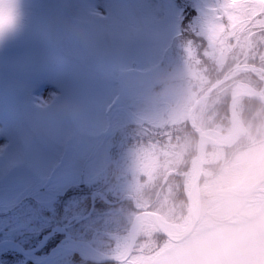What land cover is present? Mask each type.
I'll return each mask as SVG.
<instances>
[{"label": "rangeland", "instance_id": "rangeland-1", "mask_svg": "<svg viewBox=\"0 0 264 264\" xmlns=\"http://www.w3.org/2000/svg\"><path fill=\"white\" fill-rule=\"evenodd\" d=\"M14 3L16 25L0 41V190L8 189L4 194L10 196L11 190L21 193L19 186L37 181L35 186L39 190L58 194L79 180L80 168L88 174L104 143L113 144V162L115 168L121 169L116 178L124 180L130 176L127 165L132 154L143 146L134 142L136 135L127 133L123 123L133 130L142 125L151 94L178 71L189 78L201 74V69H195L193 64L196 47L183 38L187 31L181 26L186 17L183 10H192L190 20L200 25L207 38L221 0H14ZM233 49L234 46L221 53L215 49L210 54L221 61ZM235 68L255 73L264 80V70L260 68L239 65ZM121 149L125 150L123 154H119ZM111 174V169L106 168L85 181L90 186L96 181L105 185ZM119 181L114 190L124 195L129 185ZM72 190L77 192L80 188ZM110 192L114 193L112 188ZM68 197L62 202L63 218L76 224L86 220L77 227V235L92 231L97 218L91 221L87 218L95 201L112 204L101 190L95 189L91 194L92 207L86 213L85 208L76 207L87 196ZM57 199L47 204L26 202L16 210L0 213V238H4L0 241L12 240L26 248L25 243L29 246L26 249L42 245L33 256L35 262L56 245H73L62 242L66 233L77 239L69 233L71 225H54L59 214ZM35 220L43 223V227L47 224L58 229L48 236L52 228L37 243L36 234L23 235L22 243L16 241L17 234L28 230ZM32 229L33 226L28 231ZM123 229L119 228L117 234L109 232L105 238H99L93 229L91 241L79 240L94 247L92 242H96L103 249L109 246L108 252L95 248L111 255ZM53 237L60 238L48 248ZM87 253L88 250L81 255L54 254L44 264H71L75 255L88 262L108 263ZM12 254L18 253L10 247L0 248V264H34L21 254L18 263H11L8 255Z\"/></svg>", "mask_w": 264, "mask_h": 264}, {"label": "clouds", "instance_id": "clouds-1", "mask_svg": "<svg viewBox=\"0 0 264 264\" xmlns=\"http://www.w3.org/2000/svg\"><path fill=\"white\" fill-rule=\"evenodd\" d=\"M16 22L14 0H0V41ZM233 60L178 71L151 94L147 142L127 165L119 264L128 250L146 264H264V80Z\"/></svg>", "mask_w": 264, "mask_h": 264}, {"label": "trees", "instance_id": "trees-1", "mask_svg": "<svg viewBox=\"0 0 264 264\" xmlns=\"http://www.w3.org/2000/svg\"><path fill=\"white\" fill-rule=\"evenodd\" d=\"M186 17L184 18L183 21H181V26L182 29L187 30L183 33V38L186 43H190L192 46H195V50L197 52L196 57L194 58V68L195 69H201V73L207 74L209 71V64L212 62H219V58L214 57L210 54V51L215 50L213 49H207V38L202 34V30L199 28L200 25L197 24L196 22H193L190 20V17L192 16V10L186 8L183 10ZM227 23V21H225ZM249 38H251L252 42H249ZM203 51L205 53H203ZM201 53V54H200ZM217 53H221V51L217 50ZM264 43H259V37L249 34L248 38L246 37L242 39L241 43H236L234 44V49L231 51H227L225 53V58L224 60H227L229 58H234L233 60V65L234 67L239 65V66H253L256 68H260L264 70ZM122 127H125V130L127 133H132V135H136L133 137V140L136 144H140L144 147V145L147 142L148 139V126L146 123L140 124L136 130H133L132 128H129V125L126 123H123ZM123 130V129H122ZM116 140V139H114ZM116 141H114V144ZM113 144H103V147L99 151V154L94 162V165L92 166V169L89 170L86 174L83 169L78 170V175H79V180L76 181L73 184H70L67 188L62 190L60 193H55L53 192L52 194H47L48 190L41 189L39 190L37 188L38 185L37 181H35L33 184H23L20 187L21 193L16 191L11 190V195L7 196L4 194V192H8V189H1L0 190V213L5 214L8 212H11L13 210L18 209L20 206H23L26 202H30L33 204H47L51 203L52 201H55L56 198H58V218L56 222H54L55 226H63L70 224L69 233L75 236L77 239L84 238L87 241L92 240V233L93 229L94 231H97L99 234V238H105V235L109 232L112 233H119L120 230L119 228H124L126 227V216L125 213L129 210V206L127 203V200L125 199V194L120 195L119 193H116L114 190V187L116 185V182L118 177V173H120V168H115V164L113 162ZM125 152L124 149H121L119 154H123ZM83 164V162L81 163ZM82 166V165H81ZM106 168H110L112 171V174L110 176V181L108 184L103 185L102 181H96L94 184L91 186L88 184L86 179H91L94 178L96 175L101 174L103 170ZM118 169V170H117ZM87 175V176H86ZM128 185L130 182V176L127 175L126 178L124 177V180ZM78 186L80 188V191H73L72 189L74 187ZM95 187L96 190H101L105 197L112 202V204H107V202L103 200L95 201L93 210L91 212V215L87 218V220L91 221L94 220L93 224V229L92 231H87L85 233L82 232L79 235H77V230L80 226V224H84L86 220L80 221L78 224H76V221L69 222V220H66L63 218V200L66 199L68 196H75L78 199L82 196H87L86 199L80 201V203L77 205L76 209L80 208H85L86 213L90 212V209L92 207V199H91V194L95 191L93 188ZM13 189V187L11 186ZM110 188H112V191L114 193L110 192ZM3 191V193H2ZM68 192V193H67ZM73 192V193H72ZM75 192V193H74ZM67 193V194H66ZM68 197V198H69ZM82 199V198H80ZM96 221V222H95ZM48 226L46 224L45 227H43V223H41L39 220H35L30 228L33 226V229L31 230L32 232H29L28 230L24 229V231H20L19 234H17L16 241L21 242L22 236L23 235H35L36 234V242L40 241V239L45 236L49 231L53 228V226ZM42 226V228H41ZM123 229V230H124ZM122 231V230H121ZM22 232V233H21ZM1 235V233H0ZM16 236V234H15ZM60 237H53L52 238V243H50L49 247H52L56 241H58ZM0 239H4L3 237ZM22 243V242H21ZM95 247H98L100 250L103 252H108V247L102 248L100 247V244L96 242H92ZM23 245L27 248L25 243ZM37 245V244H36ZM9 261L11 263H18L19 260H21V256L19 254H12L8 255ZM71 264H116V263H95V262H88L85 260H82L78 255L73 256L72 258V263Z\"/></svg>", "mask_w": 264, "mask_h": 264}, {"label": "snow or ice", "instance_id": "snow-or-ice-1", "mask_svg": "<svg viewBox=\"0 0 264 264\" xmlns=\"http://www.w3.org/2000/svg\"><path fill=\"white\" fill-rule=\"evenodd\" d=\"M215 11L214 23L207 35L206 50L214 48L222 52L231 49L248 34L259 37V43H264V0H221ZM245 211L242 209L240 215ZM189 231L170 233L165 241L166 246L171 247L185 240ZM119 259L121 264H146L149 258L144 257L142 251L128 250Z\"/></svg>", "mask_w": 264, "mask_h": 264}, {"label": "water", "instance_id": "water-1", "mask_svg": "<svg viewBox=\"0 0 264 264\" xmlns=\"http://www.w3.org/2000/svg\"><path fill=\"white\" fill-rule=\"evenodd\" d=\"M60 229L64 230L66 232L65 228H61ZM58 229V227L53 228L50 233L48 234V236H52L55 232V230ZM65 238L62 240V242H69L72 243L74 245L80 246L81 249L80 251H76V250H69V249H64L65 252H72V253H76L81 255L83 251H90L92 254H94L99 260L100 262H110V263H116L119 264L118 261H116L111 255L103 253L101 251H99L98 249H96L90 242L87 241H82L79 239H73L71 237H69L67 235V233L65 234ZM47 239H44V243L46 242ZM12 248L15 250L16 253L21 254L25 257V259L31 263L34 264H44L47 261L52 260L55 256V252L61 247V245H56L42 260L39 261H33V256L42 248V245H39L37 248L35 249H26L24 248L20 243L12 241V240H2L0 241V248Z\"/></svg>", "mask_w": 264, "mask_h": 264}, {"label": "bare ground", "instance_id": "bare-ground-1", "mask_svg": "<svg viewBox=\"0 0 264 264\" xmlns=\"http://www.w3.org/2000/svg\"><path fill=\"white\" fill-rule=\"evenodd\" d=\"M64 249H69V250H76V251H79L80 248L79 246L77 245H71V246H61L56 252H55V255L56 256H61L63 254H65L66 252L64 251ZM70 253V252H69ZM72 253V252H71ZM90 254H92L90 251H89ZM89 253H87V256H90Z\"/></svg>", "mask_w": 264, "mask_h": 264}]
</instances>
